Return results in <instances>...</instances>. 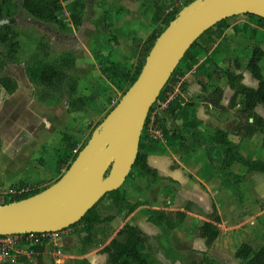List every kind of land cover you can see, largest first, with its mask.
Returning a JSON list of instances; mask_svg holds the SVG:
<instances>
[{"label": "rangeland", "instance_id": "374dc122", "mask_svg": "<svg viewBox=\"0 0 264 264\" xmlns=\"http://www.w3.org/2000/svg\"><path fill=\"white\" fill-rule=\"evenodd\" d=\"M13 1L20 47L16 54L17 60L8 61L0 68V76H10L17 84L12 93L0 86V203L10 198L14 186L19 182L26 183L23 187L28 188L50 185L59 176L56 166L65 146V136L71 135L72 140L78 143L88 140L93 129L128 88L126 81L115 83L100 74L95 75V71H92V66H95L93 61L100 69V62L103 63L107 58L125 56L126 66L134 70L138 50L133 46L132 39L139 38L137 36L143 38V35L146 38L155 27L160 26L159 21L153 20L154 11L147 0H83L84 9L79 26L71 23L65 7L57 13L60 23H55L34 18L21 7V0ZM184 1L176 0L174 4L180 5ZM241 18L245 17L237 15L233 21ZM100 26H104L106 31L100 33ZM4 52L5 49L0 45V56H4ZM66 52H71L75 59L82 58L78 67L80 70L76 67V71L71 70L69 73L76 76V73H79L77 90L86 98L84 107L71 113L67 111L66 85H63L61 92L49 91L32 82L27 75L32 56H39L44 62L53 63ZM250 52V49L244 47L237 55L243 60L242 66L245 65ZM91 56L95 60H92ZM169 145L158 138H152L144 151L146 154L150 151H166L171 149ZM130 177L127 176L123 182V191L127 189ZM154 185L143 183L133 186L138 193L135 197L146 200L144 202H148L150 206L160 201L163 205L171 206L162 209L164 212H175L178 194L170 189V185ZM167 200L171 204L166 203ZM109 204V198L103 199L97 211L101 215L107 214ZM182 205L186 207L187 203ZM113 218L104 223L108 232L117 230L120 223L119 220L112 221ZM218 227L220 228L221 224ZM82 231L84 230L81 225L63 230L55 244L51 242L45 245L42 251H34L27 257H11L3 264H76V260L81 257ZM174 238L178 239V234ZM246 239L257 241L251 235H247ZM237 241L234 242L235 245ZM101 248H90L86 255H83L84 258L92 264H106L107 254L104 253V257ZM58 250L60 256L55 253ZM147 251L157 256L153 247L147 248ZM231 253L232 249H229L228 254ZM162 255L165 256L163 253ZM165 257L162 260L155 259L156 264H187L192 258L189 252L182 253L179 260H176L177 256L173 252ZM23 258L26 260H22ZM217 263L214 261L213 264Z\"/></svg>", "mask_w": 264, "mask_h": 264}, {"label": "trees", "instance_id": "16d2710c", "mask_svg": "<svg viewBox=\"0 0 264 264\" xmlns=\"http://www.w3.org/2000/svg\"><path fill=\"white\" fill-rule=\"evenodd\" d=\"M67 2L62 4V2ZM154 7L153 20L158 22L160 26L155 27L150 34L143 40L141 38H133L132 44L138 50L137 63L134 70L118 60L107 58L100 62V72L108 80L115 83L118 81L128 82L129 86L134 82L140 69L144 63L145 57L152 47L157 36L168 25V23L177 15L178 11L192 0H185L183 4L175 5L176 0H147ZM21 7L34 18L41 21H51L60 23L57 13L64 9L69 12L71 23L74 26H79L82 20V11L84 9L83 0H21ZM15 3L13 0H0V45L5 49L4 56H0V68L6 62H15L17 60L16 54L19 51V31L15 27ZM254 16L260 22L264 19ZM229 17L222 19L204 30L196 40L192 42L189 48L184 53L183 57L178 61L174 67L170 77L163 86L159 98L164 97L167 91H173L176 84H178L177 92L170 100L167 109L163 115L159 116V120L163 129L165 140L167 144L178 142L179 147H187L185 144V136L182 133L183 127L192 128L191 137L193 141L199 144L205 143L199 140V132L197 126L199 121L196 118H189L187 107L191 102L184 96L187 83L182 80L186 71L191 69L199 59V56L207 55L208 51L213 47L214 43L221 37L224 26ZM106 28L100 26L99 32H105ZM264 42V33H263ZM1 55V54H0ZM264 58V50L258 45L254 44L251 48L250 55L245 65L251 75L258 81L257 87L253 88L242 83V74L236 73L231 69L225 70L227 76V83L233 90V94L229 101V106L239 104L237 115L239 122L232 129V132L240 136H251L255 132H260L263 135L264 144V120L254 112L257 104L264 107V76L262 74L261 62ZM31 64L27 67V75L30 80L44 89L53 92H61L63 85L67 87L68 97V112L79 111L84 107L86 98L80 95L77 91V77L69 71L74 69L75 56L71 52L63 53L53 63H46L39 56H32ZM0 86L7 92L15 91L16 81L10 76H0ZM128 86V87H129ZM124 93V92H123ZM206 100L213 105L222 107L220 100L222 97V89L215 86L210 95L204 96ZM154 106V105H153ZM150 109H152V107ZM149 114L146 117L144 126L140 135L138 152L136 159L132 165L128 176H132L134 172L143 174L150 184L158 182L161 177L158 171L147 163V154L144 151L146 144L152 140L145 133L146 126L149 121ZM105 117V116H104ZM249 118H252L249 121ZM177 119H182L181 125L176 124ZM99 124V123H98ZM65 146L62 149L58 163L56 166L59 176L68 168L84 143H78L72 140L71 135L64 138ZM211 143L215 145L221 154V164L218 167L221 170H230L232 163L239 162L245 165L249 170H256L264 173V162L260 159H252L242 155L239 152V144L229 140L228 132L217 129L211 139ZM63 170V172H61ZM229 181L238 183L242 176L228 173ZM54 180V181H55ZM53 181V182H54ZM52 182V183H53ZM26 185L24 182H19L10 195V198L2 201L7 203L17 201L37 192H40L46 186L32 187L27 191L17 193L16 191ZM49 186V185H47ZM122 186V185H121ZM121 186L113 191L104 194L97 203H95L76 223L70 225L64 230L81 225L83 227L80 251L81 257L76 260V264H91L83 255L87 253L90 248H97L102 246L101 251L107 254L106 264H151L150 256L144 251L147 242L146 236L139 229L138 226L125 222L120 228L114 232H108L105 222L111 220L114 216H122L126 218L140 205H145L143 201H129L125 197V193ZM105 198L110 199L108 206V213L101 215L97 211L98 205ZM148 220L163 229V233L167 234L174 225L185 217L184 211H176L173 215L163 210L149 209ZM176 220H173L175 219ZM209 220H203L198 227V235L205 239L207 245H210L219 234L220 218L212 212ZM44 245H37L34 247L35 251H42ZM236 258H239L242 264H264V246L258 244L253 239H246L236 248L234 253ZM22 260H26L23 258ZM1 262L0 264H3ZM214 262L208 257H204L200 262L189 261L187 264H213Z\"/></svg>", "mask_w": 264, "mask_h": 264}, {"label": "crops", "instance_id": "0c3cea01", "mask_svg": "<svg viewBox=\"0 0 264 264\" xmlns=\"http://www.w3.org/2000/svg\"><path fill=\"white\" fill-rule=\"evenodd\" d=\"M149 4L154 11L153 5L150 2ZM239 15L245 18L233 21L237 15L230 16L221 37L208 51V56H199L196 64L186 71L182 78L187 83L183 94L191 102V105L187 107L189 118H196L199 121L198 138L205 143L199 144L193 141L192 128L186 126L182 128V133L187 147L181 148L178 142H172L169 145L171 149L161 152L150 151L147 154V163L155 168L161 177L154 184L170 185V189L178 194L175 203L179 206L177 205L175 212L184 211L185 217L178 221L167 234H164L160 226L148 220L147 214L148 209L162 210L171 207L159 201L152 206L145 202V205H140L126 218L120 216L122 218L120 219L119 216H115L112 220L120 221L117 229L125 222L139 227L147 239L144 251L150 256L151 264H156L157 258L165 259V256L172 252L176 254V260L180 259L179 256L182 253L189 252L191 260L197 262L208 257L219 264H242L234 253L239 244L245 241L247 235L255 237L258 244H264V173L249 170L236 161L232 163L230 170L219 169L221 154L219 149L211 143L215 131L224 130L228 132L229 140L239 144V152L242 155L264 162L262 133L258 131L251 136H240L232 132L233 127L240 120L237 115L239 104L229 106L233 90L227 83L224 71L231 69L241 73L242 83L253 88L257 87L258 81L245 67L249 56L246 58L245 65L242 66L241 56L237 55L244 50V47L251 51L254 44H258L264 50V22L248 14ZM137 37L141 38V36ZM141 39L144 40L145 36L143 35ZM91 58L95 60L94 57L91 56ZM75 60L74 71L76 67H79L82 58ZM113 60L126 65L125 56H118ZM93 63L94 74L102 75L95 61ZM261 66L264 76V58ZM76 74L80 76L79 73ZM215 86L222 89L220 100L222 107L213 105L204 97L210 95ZM254 112L264 120V107L261 104L255 106ZM251 120L252 118H249V121ZM175 122L181 125L183 120L177 119ZM229 172L242 176L241 181L238 183L229 181ZM129 179L128 187L124 189L126 199L132 202L146 201L135 197L138 193L133 186L143 183L149 186L148 179L139 172H135ZM184 202L187 203L186 207L182 205ZM166 203L171 204L169 200ZM175 212H171L172 215ZM212 212L219 216L221 227L217 238L207 245L205 239L198 235V227L203 220H209L208 217ZM177 234L178 239H175ZM236 240H238L237 245L234 244ZM152 247L154 251H157V256L147 251V248ZM229 249H232L231 254H228ZM102 254L105 257V254Z\"/></svg>", "mask_w": 264, "mask_h": 264}, {"label": "water", "instance_id": "95a60500", "mask_svg": "<svg viewBox=\"0 0 264 264\" xmlns=\"http://www.w3.org/2000/svg\"><path fill=\"white\" fill-rule=\"evenodd\" d=\"M239 14L264 19V0H192L184 5L155 39L134 82L60 177L31 196L0 203V234L62 231L118 189L136 159L148 111L178 61L204 30ZM77 183L86 186L85 192L64 202Z\"/></svg>", "mask_w": 264, "mask_h": 264}, {"label": "built area", "instance_id": "2783aa9c", "mask_svg": "<svg viewBox=\"0 0 264 264\" xmlns=\"http://www.w3.org/2000/svg\"><path fill=\"white\" fill-rule=\"evenodd\" d=\"M177 89L178 84H176L173 91H167L164 94V97H158L156 101L152 104V106H154L152 107V109L149 110V121L145 130V133L149 138H158L163 143L166 142L163 129L159 120V116L163 115L164 111L168 107L170 100L177 92ZM29 189L30 188L28 187H21L16 192L21 193L22 191H27ZM62 231L0 234V263L18 255L27 257L29 254L34 253V247L37 245L41 244L45 246L50 244L51 242H54L55 244V240ZM55 253L57 256H60L59 250Z\"/></svg>", "mask_w": 264, "mask_h": 264}, {"label": "bare ground", "instance_id": "6f19581e", "mask_svg": "<svg viewBox=\"0 0 264 264\" xmlns=\"http://www.w3.org/2000/svg\"><path fill=\"white\" fill-rule=\"evenodd\" d=\"M86 186L82 183H77L72 189L71 191L67 194V196L65 197L64 200H66V202H72L73 199L77 196H80L81 194H83L85 192Z\"/></svg>", "mask_w": 264, "mask_h": 264}]
</instances>
